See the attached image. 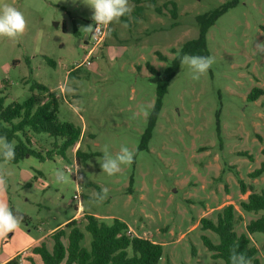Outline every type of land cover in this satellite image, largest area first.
<instances>
[{"label": "rangeland", "instance_id": "rangeland-1", "mask_svg": "<svg viewBox=\"0 0 264 264\" xmlns=\"http://www.w3.org/2000/svg\"><path fill=\"white\" fill-rule=\"evenodd\" d=\"M232 1L129 0L132 18L110 24L104 44L89 55L85 37L95 23L84 0H0L27 21L17 39L0 38V90L6 104L33 96L41 104L53 93L60 102L59 120L83 130L67 159L56 152L60 140L34 134L33 147L43 154L53 151L51 159L0 163L10 173L3 198L14 214L28 220L0 237V264L17 253L24 264H43L39 257L37 263L26 261L30 254H23L24 248L77 211L80 221L85 213L107 224L120 219L132 237L161 244L159 264L221 262L212 259L202 240L207 236L218 244L219 237L203 231L200 221H216L228 205L236 208V233L247 234L246 226L263 214L244 212L240 203L250 192L264 191V175L250 177L264 163V54L256 49L264 42V0H240L208 30V54L215 63L199 80L180 65L151 137L145 138L157 101L149 65L159 72L170 67L184 44L198 37L197 18ZM88 26L93 27L83 30ZM66 84L71 93L61 91ZM255 89L263 94L252 101ZM105 145L112 155L128 147L134 162L112 176L102 172ZM77 150L90 156L86 163H78ZM75 163L83 176L81 190L74 182ZM57 170L64 171L66 182H56ZM102 188L108 189L107 199L90 203ZM85 233L82 245L89 248L92 237ZM249 237L264 264V233Z\"/></svg>", "mask_w": 264, "mask_h": 264}, {"label": "trees", "instance_id": "trees-1", "mask_svg": "<svg viewBox=\"0 0 264 264\" xmlns=\"http://www.w3.org/2000/svg\"><path fill=\"white\" fill-rule=\"evenodd\" d=\"M239 1L233 0L208 14L199 16L197 18L198 37L184 44L179 55L163 72H159L149 65L150 72L155 76L157 101L145 138L151 137V130L162 109L168 86L181 65V57L184 54L209 56L206 38L208 30L229 9L236 7ZM169 3L173 6L174 11H177L176 4L172 1ZM136 12H140V8H137ZM121 19L127 21L128 17ZM37 87L48 92L44 86L37 85ZM261 94H263L262 90L255 89L250 100H256ZM59 104L58 97L51 93L48 100L41 104L33 96L25 102H13L7 105L6 97L0 90V135H6L7 139L14 143L16 153L15 159L9 164L18 165L31 157L44 162L53 157V151L43 154L33 147L32 138H34V134H46L60 140L61 143L56 146V152L63 159H67V152L79 144L83 130L73 123L59 120ZM146 145L147 140H144L142 148L145 149ZM76 158L79 164H84L90 156L77 150ZM3 162V158L0 156V163ZM263 175L264 163L259 169L252 172L250 177L258 179ZM240 185L242 194L246 195L249 191L248 188L242 181ZM240 208L248 213H263L246 226L247 234L238 235L235 231L237 217L234 205L224 207L218 214L216 221L209 218H202L200 221L203 231H211L219 237L218 244L207 236L202 237L204 245L212 254V259L221 261L215 264H230V249L235 242H239V251L245 252L252 259L253 264H260L257 258L258 250L252 246L249 235L264 233V191L260 193L250 192L247 199L240 203ZM22 217V222H28L24 216ZM83 218L82 221L73 219L66 225L54 230L48 236L53 244L49 245L44 240L31 250V254L39 257L43 264H159L163 257L161 244L150 239L128 235L129 227L120 219L115 218L112 224H107L95 215L85 213ZM83 225L84 230L82 229ZM85 231L92 237L89 248L82 245L86 237ZM20 258L19 255L6 264H19ZM26 261L34 263L32 257L26 258Z\"/></svg>", "mask_w": 264, "mask_h": 264}, {"label": "clouds", "instance_id": "clouds-1", "mask_svg": "<svg viewBox=\"0 0 264 264\" xmlns=\"http://www.w3.org/2000/svg\"><path fill=\"white\" fill-rule=\"evenodd\" d=\"M92 10V20L95 26H108L112 23H120L122 17H131L134 5L129 0H84ZM125 27L128 25L125 24ZM93 26L83 28L91 30ZM27 28V21L24 14L16 7L9 4H0V38L15 40L21 36ZM256 49L260 54H264V42L256 44ZM181 66H188L193 80H199L207 73L209 68L215 63L214 57L184 54L180 60ZM61 91L71 93L73 89L69 85H64ZM144 116L148 115L145 106H141ZM103 157L99 162L102 172L109 176L115 175L121 171V165H131L134 162L135 152L126 146H122L116 155H112L108 145L102 149ZM0 156L4 163H9L15 159V145L10 142L6 135H0ZM6 173L3 167H0V237L6 236L19 228L23 221L22 216L13 213L7 201L3 198V193L7 189ZM56 182H66L67 177L63 170L56 171ZM108 197V189L102 188L100 192H94L90 198V203H102ZM230 264H253L252 259L245 252L239 251V242H235L230 249Z\"/></svg>", "mask_w": 264, "mask_h": 264}, {"label": "built area", "instance_id": "built-area-1", "mask_svg": "<svg viewBox=\"0 0 264 264\" xmlns=\"http://www.w3.org/2000/svg\"><path fill=\"white\" fill-rule=\"evenodd\" d=\"M110 25L108 26H94L92 33L90 34V39L86 43L88 48H89V55H92L97 49H99L105 42L106 36L108 34ZM75 167V172L74 174V182L77 185V188L81 190V181L83 180V176L81 173H79L80 168L77 163L74 165ZM70 172V170H67ZM81 197L80 194L75 195V200H79ZM128 235L131 236V232L128 231ZM19 264H24L23 260L20 258L19 259Z\"/></svg>", "mask_w": 264, "mask_h": 264}, {"label": "crops", "instance_id": "crops-1", "mask_svg": "<svg viewBox=\"0 0 264 264\" xmlns=\"http://www.w3.org/2000/svg\"><path fill=\"white\" fill-rule=\"evenodd\" d=\"M81 214H82V212L77 211V213H76V215H75L74 217H72V218H70V219L64 221L62 224H60V225H58L57 227H55V228H54L52 231H50V233H48L46 236L41 237V238H39V239L33 241V242L30 243L29 245H27V246L24 248V249H26V248H27V249L23 251V254H24V253H29V254H30V257L33 258L34 263H37V262H38V257L32 255V254H31V250H32L35 246H37L38 244H40L42 241L48 239V236H49L54 230H56V229L59 228V227H62V226H64V225H66L68 222H70V221L73 220V219H78L79 216H80ZM129 229H131V228H129ZM131 231H132V229H131ZM46 237H47V238H46ZM19 255L21 256V253H17V254H15V255L11 256V257L8 258L7 260L3 261L1 264H6L8 261L12 260L13 258H15V257H17V256H19Z\"/></svg>", "mask_w": 264, "mask_h": 264}, {"label": "flooded vegetation", "instance_id": "flooded-vegetation-1", "mask_svg": "<svg viewBox=\"0 0 264 264\" xmlns=\"http://www.w3.org/2000/svg\"><path fill=\"white\" fill-rule=\"evenodd\" d=\"M85 38H87V41H85L87 43L89 41V39H90V34L86 35Z\"/></svg>", "mask_w": 264, "mask_h": 264}, {"label": "water", "instance_id": "water-1", "mask_svg": "<svg viewBox=\"0 0 264 264\" xmlns=\"http://www.w3.org/2000/svg\"><path fill=\"white\" fill-rule=\"evenodd\" d=\"M85 41H87V38H85Z\"/></svg>", "mask_w": 264, "mask_h": 264}]
</instances>
